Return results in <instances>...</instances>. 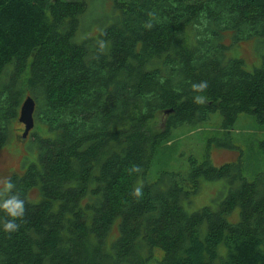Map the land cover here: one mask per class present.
<instances>
[{
    "label": "trees",
    "instance_id": "trees-1",
    "mask_svg": "<svg viewBox=\"0 0 264 264\" xmlns=\"http://www.w3.org/2000/svg\"><path fill=\"white\" fill-rule=\"evenodd\" d=\"M86 9L85 0H0V148L29 96L36 149L5 176L28 222L10 237L0 230V264H264V172L247 181L239 162L190 157L184 174L147 178L173 127L215 112L223 130L239 114L264 122V0H124L96 39H77ZM226 35L255 40L259 64L226 58ZM204 80L199 106L191 84ZM133 165L143 173L130 175ZM199 177L224 179L227 191L186 212L180 199Z\"/></svg>",
    "mask_w": 264,
    "mask_h": 264
},
{
    "label": "rangeland",
    "instance_id": "rangeland-1",
    "mask_svg": "<svg viewBox=\"0 0 264 264\" xmlns=\"http://www.w3.org/2000/svg\"><path fill=\"white\" fill-rule=\"evenodd\" d=\"M123 1L85 0L87 9L81 16L76 38L96 39L102 26L117 17L118 4ZM223 41L224 45H228L224 53L226 58H241L247 70L259 64L262 49L255 40L233 43L226 35ZM220 124L221 116L215 112L198 126L180 124L171 128L167 141L156 148L151 159L147 173L149 181L160 171L184 174L189 169L190 157L197 162L207 158L214 166L224 162H239L240 173L247 181L264 172V122H258L249 114H239L229 129H221ZM22 128L23 125L15 120L6 142L0 148V178H5L11 172L21 173L26 164L35 159V142L29 133L23 140L20 139ZM227 187L224 179L199 177L196 192L181 197L180 205L186 212L213 205L224 196ZM29 195L36 197L33 191ZM237 219L238 209L235 208L229 220L235 222ZM115 235L116 228L113 225L109 236L113 238ZM156 252L160 258L162 253L159 250Z\"/></svg>",
    "mask_w": 264,
    "mask_h": 264
},
{
    "label": "clouds",
    "instance_id": "clouds-1",
    "mask_svg": "<svg viewBox=\"0 0 264 264\" xmlns=\"http://www.w3.org/2000/svg\"><path fill=\"white\" fill-rule=\"evenodd\" d=\"M146 29L153 27L152 21L145 23ZM98 52H102L105 48V41L98 40ZM208 81L194 82L191 84V91L197 93L194 96V103L199 106H204L207 102L206 97L202 94L208 89ZM129 174H142L143 168L140 165H133L128 169ZM143 184H138L132 189V197L139 201L143 195ZM0 230L11 236V234L19 231L22 225L28 221L25 218L26 202L21 197L20 191L16 188L15 182L11 177L0 178Z\"/></svg>",
    "mask_w": 264,
    "mask_h": 264
},
{
    "label": "water",
    "instance_id": "water-1",
    "mask_svg": "<svg viewBox=\"0 0 264 264\" xmlns=\"http://www.w3.org/2000/svg\"><path fill=\"white\" fill-rule=\"evenodd\" d=\"M32 112H33V100L29 96H25L22 100L17 114V121L23 125L21 132V139L23 140L28 131L32 127Z\"/></svg>",
    "mask_w": 264,
    "mask_h": 264
}]
</instances>
